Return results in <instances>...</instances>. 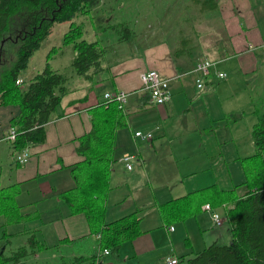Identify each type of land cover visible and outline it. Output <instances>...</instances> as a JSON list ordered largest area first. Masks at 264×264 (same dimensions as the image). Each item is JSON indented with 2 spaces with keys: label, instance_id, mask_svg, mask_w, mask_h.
<instances>
[{
  "label": "crops",
  "instance_id": "crops-1",
  "mask_svg": "<svg viewBox=\"0 0 264 264\" xmlns=\"http://www.w3.org/2000/svg\"><path fill=\"white\" fill-rule=\"evenodd\" d=\"M253 1L222 0L215 15L222 35L217 37L216 29L209 28L215 30L216 36L208 44L201 42L203 31L198 27L204 16H211L208 12L191 15L187 30L178 28L174 38L166 37L164 30L139 27L136 20L121 40L115 28L103 31L91 27L93 35L87 38L85 21L77 19L80 16L74 18L82 24L84 38L100 40L105 45L101 63L105 68L94 75L93 83L68 73L66 90L54 116L45 125L44 141L24 147L30 152L24 164L13 159L15 149L4 138L9 119L19 113V107L0 105V188L15 183L18 191L14 201L18 211L27 215L6 224L0 214V255L8 256L25 247L26 253L19 261L10 262L69 264L77 256L100 254L97 234L90 233L82 213L69 212L59 193L74 186L70 170L83 158L76 152L78 137L91 129L92 115L103 100V93L116 90L127 91L128 97L122 110L125 125L115 135L104 222L137 211L142 231L134 239L122 242L116 252L110 251L100 259L106 264H167L166 258L175 256L176 264H186L185 256L191 251L227 237L225 229L229 226L221 206L217 207L222 217L220 225L213 224L210 215L202 210L203 204L196 214L165 225L158 205L211 184L230 189L244 178L239 160L254 152V110L264 105V94L260 92L263 89L264 93V85L258 67L260 58L264 66V32L251 11L255 7ZM98 8L100 5L92 14H101L105 22L117 21L97 12ZM82 18L88 21L87 15ZM2 52L0 46V58ZM33 56L34 53L28 60V72L18 78L22 86L44 66L45 58H38L29 68ZM205 57L215 63L210 73L203 76L194 66ZM54 59L49 60L53 69L69 71V64L63 70L61 64H53ZM228 60L234 61L229 70L222 64ZM147 69L169 78L170 98L166 102L154 103L142 89L139 72ZM217 71L225 72V77H217ZM232 71L243 76L240 91L234 89L228 77ZM198 78L201 86H197ZM256 78L262 83L259 95H255L251 82ZM249 84L250 93L242 88ZM256 102L260 104L256 106ZM247 113L251 118L244 121L243 127L241 121ZM136 130L150 131L152 137H136ZM124 153L135 155L130 168L120 158ZM235 191L242 193L244 188L240 185Z\"/></svg>",
  "mask_w": 264,
  "mask_h": 264
},
{
  "label": "trees",
  "instance_id": "trees-1",
  "mask_svg": "<svg viewBox=\"0 0 264 264\" xmlns=\"http://www.w3.org/2000/svg\"><path fill=\"white\" fill-rule=\"evenodd\" d=\"M100 1L0 0V42L19 27L10 38V43L16 44L15 59L0 69V105L19 107V113L9 119L10 126L15 128V139L11 142L13 149L20 150L28 143L44 141L45 125L54 116L66 90L68 73H75L93 83L94 75L104 70L101 63L105 45L100 40L84 38L82 24L74 21L76 16L91 15ZM191 1L199 5V12L211 13L218 10L220 0ZM92 15L96 16L95 13ZM97 20L100 22L98 29H117L120 34L118 40L126 38L131 30L124 20L109 24L101 14H97ZM63 21H68L69 25L62 35L61 45H69L73 52L69 71L51 67L49 59L61 45L52 46L46 53L43 68L30 77L25 86L17 83L29 58L52 32L53 25ZM95 109L91 129L78 137L76 152L83 158L70 170L74 186L60 192L59 197L71 214L84 215L90 233L99 237V250L108 248L114 253L122 242L141 233V217L137 211H132L104 222L116 130L123 127L125 121L122 109L115 101L102 100ZM254 112L257 116L251 127L254 152L240 159L244 174L242 181L230 189H222L216 184L207 185L158 205L165 225L196 214L204 203L216 210L222 207L230 241L226 244L213 241L198 251H191L185 256L186 264H264V105L259 109L256 107ZM240 185L244 191L237 193L235 189ZM17 191L15 183L0 188V214L4 215L5 223L27 217L18 211L14 201ZM31 246L32 239L29 242ZM25 253V247H19L8 256L0 255V264L19 261ZM97 256H77L69 264H95Z\"/></svg>",
  "mask_w": 264,
  "mask_h": 264
},
{
  "label": "rangeland",
  "instance_id": "rangeland-1",
  "mask_svg": "<svg viewBox=\"0 0 264 264\" xmlns=\"http://www.w3.org/2000/svg\"><path fill=\"white\" fill-rule=\"evenodd\" d=\"M221 2L222 0L219 1V4ZM251 4L252 6H255L251 8V11L255 16L257 25L261 29V31L264 32V0H254L253 3L251 2ZM99 5L100 8L97 9V12L100 11L104 12L105 16L111 18L109 20H115L116 18V20L119 22L121 19H123L125 22L129 23L128 27L129 26L133 27L134 24L132 22L136 20L137 22L136 25H138L139 27L147 26L148 28L151 27L153 29L156 28L161 31L164 30L163 32L165 33V36L168 37L169 35V38L175 37L173 35L176 33L177 30H179L178 28H182L181 31L183 32L186 31L187 27H189V22L190 21L192 22V16H196L198 14L207 12V11L199 12L198 10L199 5L194 4L191 0H101ZM218 13H219L218 10L208 13L211 14V16L209 17L204 16L203 21H200L198 23V27H200L201 30L203 31V34L200 37L201 42L203 44H208L209 40L212 41L214 36H216L215 30H210V29L213 28L216 29L217 37H220L222 35L220 33L221 30L220 25L215 24L219 21L218 18L215 17V15ZM79 16L80 18L77 19L79 20L82 19L85 21L83 27H85L86 30L84 31V33L85 36L89 38L90 36L93 35V31H94L93 28L96 30L97 24H100V22L97 20V15L96 16H93L92 14L88 15L87 16L88 21L85 20L86 18H82L83 15H79ZM19 19L20 18H18V20ZM77 19L76 21L79 22ZM117 21H110L109 24H111V22H117ZM67 24L68 22L63 21V22H56L53 25L52 34L49 36L47 40L43 41L39 50H36L34 52V56L30 60L29 68H31L32 64H34V61H36L38 58L40 60L41 58H45L47 51L52 46L61 45L62 35L64 31L68 29ZM18 28L19 27L17 26L14 31L15 33ZM109 29L110 27H108V30ZM14 32L8 34V36L4 37L0 42V46L2 47V51H3L1 53L2 56L0 58V69L2 67H6L10 65V63L15 59L16 44L10 43L11 41L10 38L15 35ZM173 42L174 41L172 40V43ZM71 53L73 52L69 45H61L59 49L51 56V58H55L53 64L55 66H58L57 64H61V68L64 70L66 68L65 65L70 63L69 56L71 55ZM261 61L262 59L260 58L258 61V67L261 68L259 70L260 71L259 76L261 77V81H263V85H264V66H261L262 63ZM232 63H234L233 60H228L227 62H224L222 64L225 65V68L229 70V67L230 65H232ZM27 72L28 70H26L25 68L24 70L21 71L20 75L24 76ZM229 76H230V80L232 81L231 83L234 85V89L240 91L241 88L240 82L243 76H241V74H236L234 71H232L231 74L228 75V77ZM244 80H246V77H244ZM261 81L259 80V78H256V81L254 82L253 80L251 81L255 87V95L256 94L259 95V91L261 88L260 84H262ZM242 88L250 93L251 92L250 90L252 89V85L249 84L246 87L245 85H243ZM260 92L264 94L263 89ZM261 100L262 98H260V101ZM254 101H259V99L254 98ZM256 104L259 105L260 102H256ZM250 118H251L250 113H247L246 116L244 117V120L241 121V125L244 127L245 124L244 121L250 120ZM177 222H174L172 224L174 225ZM225 231L227 237H220L218 239V242L221 244H226L230 241L229 229L227 230L225 229Z\"/></svg>",
  "mask_w": 264,
  "mask_h": 264
},
{
  "label": "built area",
  "instance_id": "built-area-1",
  "mask_svg": "<svg viewBox=\"0 0 264 264\" xmlns=\"http://www.w3.org/2000/svg\"><path fill=\"white\" fill-rule=\"evenodd\" d=\"M215 61L209 58H201L199 59L195 66L194 70H197L201 75H207L210 73L211 67L214 65ZM218 77H225L226 73L223 71H217ZM200 78L197 79V86L201 85ZM20 79H17L16 82H20ZM139 81L141 84L142 89L146 90L151 98V100L154 103L162 104L166 102L170 98V90H169V78L161 76L159 72L155 69H147L142 70L139 72ZM128 92L124 90H116L113 92L106 91L103 93V100L105 102L111 100L115 101L118 108L124 109L125 104L127 102ZM134 135L136 137H140L142 139H150L152 137V133L150 131H141L136 130L134 132ZM4 138L8 142H13L15 139V128L9 127L6 131V134ZM30 156V152L26 148H22L20 150L14 151V157L13 159L19 163L24 164L27 162L28 158ZM135 157L134 154L131 153H124L120 157L121 160L125 163L127 168L131 167L130 160ZM202 210L207 212L210 215V218L214 225H220L222 222V217L220 213L216 210V208L211 207L208 203H204L202 205ZM170 229H173L172 226H170ZM98 237V235H97ZM108 248H104L101 250L100 254H98L97 261L95 264H106V262L103 259H100V256L107 255L109 253ZM167 264H176L177 258L175 256H170L166 258ZM6 264H19V262H8Z\"/></svg>",
  "mask_w": 264,
  "mask_h": 264
},
{
  "label": "bare ground",
  "instance_id": "bare-ground-1",
  "mask_svg": "<svg viewBox=\"0 0 264 264\" xmlns=\"http://www.w3.org/2000/svg\"><path fill=\"white\" fill-rule=\"evenodd\" d=\"M218 77V76H217ZM201 79V78H200ZM201 86V85H200Z\"/></svg>",
  "mask_w": 264,
  "mask_h": 264
}]
</instances>
